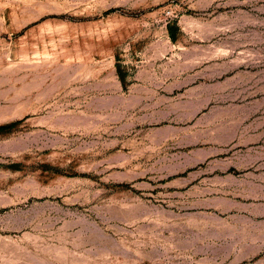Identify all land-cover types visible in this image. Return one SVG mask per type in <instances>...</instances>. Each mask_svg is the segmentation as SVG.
Returning <instances> with one entry per match:
<instances>
[{
    "label": "rangeland",
    "instance_id": "obj_1",
    "mask_svg": "<svg viewBox=\"0 0 264 264\" xmlns=\"http://www.w3.org/2000/svg\"><path fill=\"white\" fill-rule=\"evenodd\" d=\"M0 264H264V0H0Z\"/></svg>",
    "mask_w": 264,
    "mask_h": 264
}]
</instances>
